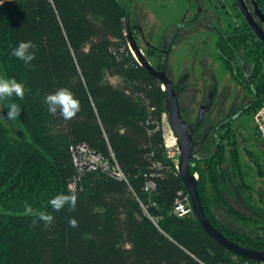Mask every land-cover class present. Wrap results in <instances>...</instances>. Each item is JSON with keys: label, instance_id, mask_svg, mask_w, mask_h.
<instances>
[{"label": "trees", "instance_id": "obj_1", "mask_svg": "<svg viewBox=\"0 0 264 264\" xmlns=\"http://www.w3.org/2000/svg\"><path fill=\"white\" fill-rule=\"evenodd\" d=\"M130 11L122 0H0V75L25 85L23 100L11 98L24 130L15 135L0 116V264L259 263L214 238L194 209L175 212L177 198L189 191L164 144L166 89L129 45ZM216 28V54L236 82L248 84L242 107L254 114L264 106V42L246 22ZM131 30L152 64L164 67L165 51L149 42L142 47L141 30L132 23ZM28 40L36 45L31 66L12 56ZM61 87L81 103L72 120L48 111L45 97ZM240 136L227 121L218 149L191 170L199 172L198 191L214 226L243 246L264 249V195H253ZM255 137L258 151L245 153L264 178V137L258 129ZM81 144L117 162L125 177L87 168L77 148L80 166L74 150ZM148 180L155 183L150 190ZM72 191L76 210L55 212L49 201ZM26 202L52 214V223L25 216Z\"/></svg>", "mask_w": 264, "mask_h": 264}, {"label": "rangeland", "instance_id": "obj_2", "mask_svg": "<svg viewBox=\"0 0 264 264\" xmlns=\"http://www.w3.org/2000/svg\"><path fill=\"white\" fill-rule=\"evenodd\" d=\"M122 1L130 5L132 18L135 23L141 24L145 36L155 45L168 48L170 51L168 69L174 80H178L185 72H190L188 79L190 88L179 94L183 116L192 117L196 113L200 102L206 96L207 90L202 86L203 84H211L212 80L208 75L201 73L205 69L213 68L221 75L220 90H225L228 96L226 100L227 110L234 102H240L241 88L227 71L223 70L215 50L214 25L224 26L233 17V14L236 13V9L230 6L233 0H219V5L222 3L227 4L225 8L229 12L228 14L220 6L215 7L206 0ZM199 7H201V10H199ZM164 43H167V45H164ZM140 45L143 47L144 41ZM0 76L5 77L3 73ZM110 79L115 83L119 81L117 76L110 77ZM10 102L11 100L0 101V116L12 132L18 135L24 129L18 118L16 120L7 119V105ZM256 112L237 116L232 126L236 127L241 134L242 157L251 165L250 181L256 185L253 195L258 199L260 194L264 195V178L255 176L257 175L255 173L256 167L253 163H250L251 161L245 153V148L258 151V144L261 145L260 142L256 141L255 130L258 128L264 133V107L258 113ZM168 118L166 110L162 115L161 126L163 132L170 135ZM24 135L29 137L26 131H24ZM235 204L239 207L242 206L238 202H235ZM219 214L226 218L223 211H219Z\"/></svg>", "mask_w": 264, "mask_h": 264}, {"label": "flooded vegetation", "instance_id": "obj_3", "mask_svg": "<svg viewBox=\"0 0 264 264\" xmlns=\"http://www.w3.org/2000/svg\"><path fill=\"white\" fill-rule=\"evenodd\" d=\"M196 1H200V0H196ZM206 1H208L209 4H213L215 7L220 6L221 9H223L226 12V14L229 13L227 11V9L225 8V7H227L226 3H222L219 5L218 4L219 0H206ZM244 1H245V4H246L249 12L253 15V17L255 18L257 23L259 24L260 28L264 31V16H262L260 14L261 12L259 10V9H261V11L264 14V8L259 4V2L257 0H244ZM230 6L234 9H236V13L233 14V17H231L225 23L224 26H220L218 24L214 25L215 43H216V39H217L216 38L217 37V31L216 30L218 29V28H216V26H220V29H226L228 27L239 28V27H242L243 23L246 22L247 26H249L250 29L254 32L251 25L247 22L245 16L242 14V12H241L238 4H237V1L233 0L232 4H230ZM199 10H201V7H199ZM129 17H130V27H131V23H132L133 25L137 26L141 30V35H140L141 41H144V43L149 42V43L153 44L154 46L159 47L158 45H155L153 42H151L145 36L144 31H143V27L141 26V24L135 23L134 19L132 18L131 11H130ZM254 34L256 35V37L258 39H260L255 32H254ZM133 36H134V34H133ZM164 45H167V43H164ZM159 48L161 50L165 51V54L167 55L166 65L164 67H167V74L173 80V86L177 92V97H178L180 107H181L182 104H181L180 99H179V94L182 91L190 88V84L188 82V79L190 77V72H185L182 76H180V78L178 80H174L172 75L169 73V69H168V59H169L170 51L168 50V48H164L161 46ZM215 50H216V47H215ZM219 62L221 63L223 70L227 71V73L230 75L229 71L226 69V67L223 65V63L220 61V59H219ZM164 67L158 68V69H163ZM243 68H244L243 69L244 72L248 74L249 73L248 67L246 65H244ZM214 69H215V67H214ZM201 73L204 75H208V77L211 78L212 82H211V84H208V85L203 84L202 88L207 90L206 96L200 102L196 113L192 117L183 116L184 119L186 120L187 129L191 133V135L193 136L194 141H195V143L193 145V151H192L194 157L190 161V168H191V166L198 164L199 160L210 156L211 154L214 153L215 150L218 149L221 141L223 140V131H224L226 122L231 121L233 124V121L235 120V118L237 116L246 113L245 108L242 107L243 102L244 101L247 102L250 100V97H246V96L244 97V92H245V89L247 88L246 85H248V84L247 83L240 84V83L236 82L231 77L241 88V91H240L241 92V97H240L241 100H240V102H237V103L234 102L229 107V109L227 110L226 109V100H227L228 96L226 95L225 90L224 91L220 90L221 75L219 73H217L215 70H213V68L212 69H205ZM201 107L204 108V112H203L201 119H199V111H200ZM263 107L264 106L260 107L258 109V111L260 109H262ZM246 108H248V107H246ZM258 111L256 113H258ZM181 113H182V109H181ZM227 117H228V120H227ZM257 126H256V128H257ZM258 130H259V132H261L262 136L264 137V133L262 132V130L261 129H258ZM193 173L196 174V176L198 178L199 172L195 171ZM197 173H198V175H197Z\"/></svg>", "mask_w": 264, "mask_h": 264}, {"label": "water", "instance_id": "obj_4", "mask_svg": "<svg viewBox=\"0 0 264 264\" xmlns=\"http://www.w3.org/2000/svg\"><path fill=\"white\" fill-rule=\"evenodd\" d=\"M236 1L247 22L251 25L257 36L264 42V31L260 28L253 15L249 12L245 1ZM259 10L261 12L260 14L264 16L261 9ZM127 29L133 53L152 74L156 75L162 81L164 88H166L167 112L171 125L177 135L179 146L181 149L179 172L183 176L184 182L187 185L193 209L200 219L201 224L214 238L219 240L229 249L249 258L264 259V249L249 248L231 240L229 237L223 234L221 230L215 227L206 215L197 187V176L192 172L190 168V161L194 157L192 151L195 141L191 133L188 131L186 120L181 113V107L177 97V92L173 86V80L167 74V67H164L163 69L156 68L146 57L141 47L137 44L130 27L129 15L127 16ZM203 112L204 108L201 107L199 111V119H201Z\"/></svg>", "mask_w": 264, "mask_h": 264}, {"label": "clouds", "instance_id": "obj_5", "mask_svg": "<svg viewBox=\"0 0 264 264\" xmlns=\"http://www.w3.org/2000/svg\"><path fill=\"white\" fill-rule=\"evenodd\" d=\"M35 48L36 45L31 40L20 41L13 49L12 56L23 61L25 65L31 66L32 61L36 59ZM14 96L23 100L25 97V85L18 82L15 78L0 76V101H10ZM45 102L47 103L49 113L55 115L59 112L60 116L65 120L74 119L81 111L80 101L67 87L58 88L56 91L48 94L45 97ZM7 107L6 116L8 120H16L21 115V107L17 103L10 102ZM77 200V193L72 191L69 194H57L49 203L55 212H59L65 207L69 211H75ZM23 214L25 216L37 217L39 221L43 222L45 227L50 225L54 219L53 215L46 211L36 212L27 202L24 205ZM68 224L72 228L78 227V221L75 218H69Z\"/></svg>", "mask_w": 264, "mask_h": 264}, {"label": "built area", "instance_id": "obj_6", "mask_svg": "<svg viewBox=\"0 0 264 264\" xmlns=\"http://www.w3.org/2000/svg\"><path fill=\"white\" fill-rule=\"evenodd\" d=\"M164 88V86H163ZM169 116V115H168ZM169 119V118H168ZM169 127H170V135L166 132H163L164 137V144L167 150L168 156L172 159L176 167L179 169V162H180V155H181V149L179 146V141L177 138V135L171 125V122L169 120ZM77 148L79 150V153L84 156L85 163L87 165V168H98L101 167L105 170H107L110 174L119 177L124 178L125 174L119 164L117 162H112L110 159L102 156L99 153L93 152L90 149L87 148L85 145H78L74 150V160L80 164V157L79 153H77ZM84 163V162H83ZM155 187V183L153 180H148L145 184V189L150 190ZM174 210L179 215H185L188 214L193 210V206L191 203V198L189 194H181L174 206ZM258 264H264V259H259ZM249 260H244V264H249Z\"/></svg>", "mask_w": 264, "mask_h": 264}, {"label": "bare ground", "instance_id": "obj_7", "mask_svg": "<svg viewBox=\"0 0 264 264\" xmlns=\"http://www.w3.org/2000/svg\"><path fill=\"white\" fill-rule=\"evenodd\" d=\"M130 44V43H129Z\"/></svg>", "mask_w": 264, "mask_h": 264}]
</instances>
